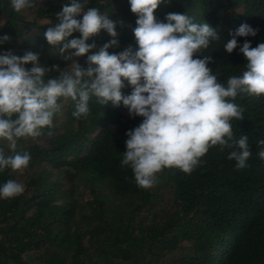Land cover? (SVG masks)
<instances>
[{
  "label": "trees",
  "instance_id": "16d2710c",
  "mask_svg": "<svg viewBox=\"0 0 264 264\" xmlns=\"http://www.w3.org/2000/svg\"><path fill=\"white\" fill-rule=\"evenodd\" d=\"M67 2L45 0L31 21L15 12L9 0H0V16L8 17L0 34L10 37L0 44V52L21 56L31 51L39 54L41 64L65 68L71 61L63 56L74 50L61 54L60 45H49L43 36L49 24L38 21L56 23L55 14ZM89 7L119 22L118 45L110 53L135 49L136 15L128 0H89ZM169 12H183L195 23L216 28L221 38L201 54L212 57L208 66L225 85L230 76L242 74L246 63L238 48L224 50L229 31L246 23L259 31L255 37H237L238 43L250 40L255 47L264 42V0H168L154 9V16L163 21ZM78 36L73 32L67 39ZM110 39L98 31L86 40L96 47L72 60L86 62ZM58 75L56 70L49 73ZM122 91L130 94L131 87ZM60 102L63 108L51 129L18 140L16 150L31 155L23 173L11 168L0 172V184L12 179L24 187L22 193L0 199V264H264V159L258 156L264 151V94L238 93L234 98L243 119L231 120L232 131L235 138L248 136L247 167L237 169L228 158L233 149L216 145L191 173L165 168L147 189L120 164L125 133L142 118L130 117L122 104L103 105L92 97L90 113L77 119L72 115L75 102L63 97ZM0 149L12 154L6 140H0ZM164 186L172 189L176 210L163 224L144 226L140 214L163 201ZM183 242L191 247H180Z\"/></svg>",
  "mask_w": 264,
  "mask_h": 264
},
{
  "label": "clouds",
  "instance_id": "9594fccd",
  "mask_svg": "<svg viewBox=\"0 0 264 264\" xmlns=\"http://www.w3.org/2000/svg\"><path fill=\"white\" fill-rule=\"evenodd\" d=\"M88 2L68 0L55 14L57 22L43 32L49 45H60L59 53L74 50L63 56L71 61L65 68L41 64L39 54L31 51L21 56L11 50L0 52V140H6L12 152L5 155L0 149V172L29 165L30 153L17 151V142L40 137L45 128L51 129L54 116L62 111V97L75 102L72 115L77 119L90 113L92 97L103 105L122 104L130 117L142 118L126 131V150L120 160L141 188L153 187L157 174L165 168L191 173L216 145L233 149L228 158L236 161L237 169L247 167L251 155L248 136L235 138L231 120L243 119V109L234 102L238 93L264 94V42L252 47L250 40L238 43L237 37H255L259 29L241 23L229 31L224 50L232 53L238 48L246 63L242 74L230 76L225 85L208 66L212 57L201 54L221 38L208 23H195L183 12H169L160 21L154 9L168 0H128L136 15L132 29L136 47L110 53L108 49L118 45L115 27L119 22L96 7L85 8ZM9 3L20 12L34 0ZM100 30L111 39L87 55L88 66L82 67L72 57L95 48L86 40ZM73 32L78 38L67 39ZM9 40L8 34H0V44ZM28 64L30 68L25 67ZM54 70L59 75L50 77ZM126 85L131 87L130 94L122 91ZM258 156L264 159V151ZM23 191L21 183L9 179L0 184V199Z\"/></svg>",
  "mask_w": 264,
  "mask_h": 264
},
{
  "label": "rangeland",
  "instance_id": "374dc122",
  "mask_svg": "<svg viewBox=\"0 0 264 264\" xmlns=\"http://www.w3.org/2000/svg\"><path fill=\"white\" fill-rule=\"evenodd\" d=\"M45 0H34V3L31 7L25 8L22 10V16L34 21V14H36L38 8L44 4ZM0 19L3 20L0 25L6 24L8 22V17L6 15L0 16ZM39 23L50 24L49 20H39ZM82 67H87V62H81L79 58H75ZM6 152V151H4ZM23 173V169H21ZM161 195L163 201L160 204H155L152 208H147L144 212L140 214L139 222L144 226L156 227L158 224H163L166 220V215L171 214L176 210V205L174 203V194L172 189L169 187H162ZM180 247H191L189 242H183L180 244ZM177 250L176 254H179ZM166 257H169V252H167ZM171 257V256H170ZM165 259L167 261L168 259Z\"/></svg>",
  "mask_w": 264,
  "mask_h": 264
}]
</instances>
